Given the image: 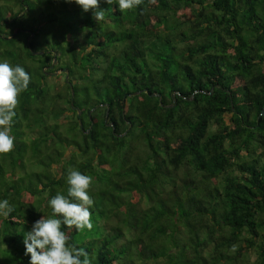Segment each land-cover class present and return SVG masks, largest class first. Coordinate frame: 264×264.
<instances>
[{
    "label": "trees",
    "instance_id": "obj_1",
    "mask_svg": "<svg viewBox=\"0 0 264 264\" xmlns=\"http://www.w3.org/2000/svg\"><path fill=\"white\" fill-rule=\"evenodd\" d=\"M97 10L0 0V62L31 77L0 155V264H29L69 170L92 177L93 228L61 230L92 264H264V0Z\"/></svg>",
    "mask_w": 264,
    "mask_h": 264
},
{
    "label": "clouds",
    "instance_id": "obj_2",
    "mask_svg": "<svg viewBox=\"0 0 264 264\" xmlns=\"http://www.w3.org/2000/svg\"><path fill=\"white\" fill-rule=\"evenodd\" d=\"M73 2V0H67ZM109 5L116 4L120 12L132 10L143 3V0H105ZM82 11L93 12L96 23L105 19V12L99 9L100 0H74ZM31 77L19 65L0 62V155L14 149V136L11 135L15 109L19 95L25 91ZM67 194H56L48 200L53 216L36 220L23 239L24 254L29 255V264H92V258L83 248L69 245V236L61 230L65 225L69 230H91L90 207L94 201L89 195L92 177L77 170H69L67 175ZM14 211L7 199L0 200V217L7 219ZM234 250V248H233Z\"/></svg>",
    "mask_w": 264,
    "mask_h": 264
},
{
    "label": "water",
    "instance_id": "obj_3",
    "mask_svg": "<svg viewBox=\"0 0 264 264\" xmlns=\"http://www.w3.org/2000/svg\"><path fill=\"white\" fill-rule=\"evenodd\" d=\"M32 52H37V51H32ZM53 62H54V58H52V60H51V63L47 66L48 68H51L52 67V64H53ZM58 70H55V71H53L52 73H56ZM59 71H64V73L65 74H67V70L65 69V68H61ZM49 73V72H48ZM66 76V75H65ZM70 93H72V89H71V87H70ZM70 107H74V106H72V104H71V98H70ZM76 112L78 113V110L76 109ZM78 122H79V120H78Z\"/></svg>",
    "mask_w": 264,
    "mask_h": 264
},
{
    "label": "rangeland",
    "instance_id": "obj_4",
    "mask_svg": "<svg viewBox=\"0 0 264 264\" xmlns=\"http://www.w3.org/2000/svg\"><path fill=\"white\" fill-rule=\"evenodd\" d=\"M60 71L58 70L56 73H52V75H54V74H58ZM65 73H64V77H65ZM48 78V77H47ZM52 78V77H51ZM55 77H53L52 79H54ZM58 79H56V80H60L61 78H62V75H60V76H58L57 77ZM50 78H48V80H49ZM59 82V81H58ZM60 83V82H59ZM26 195H27V193H26ZM28 197V196H27Z\"/></svg>",
    "mask_w": 264,
    "mask_h": 264
}]
</instances>
